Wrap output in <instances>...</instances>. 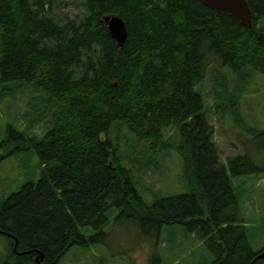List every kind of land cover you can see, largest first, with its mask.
Segmentation results:
<instances>
[{"label": "trees", "instance_id": "trees-1", "mask_svg": "<svg viewBox=\"0 0 264 264\" xmlns=\"http://www.w3.org/2000/svg\"><path fill=\"white\" fill-rule=\"evenodd\" d=\"M247 1L252 26L200 0H84L80 19L58 14L59 0H0V100L15 87L37 90L32 115L45 124L40 136L6 130L4 147L17 135L42 173L3 201L0 230L11 234V255L0 264H36L41 253V264H57L105 234L112 208L142 226H187L216 253L207 264H264V249L251 242L259 224L245 222L232 182L264 174V165L246 153L228 158L227 169L197 89L211 73L214 114L228 116L264 154V128L242 110L254 73L264 74V0ZM108 14L126 22L123 46L109 33ZM139 147L140 155L126 154ZM170 149L191 190L148 204L134 169L144 172ZM15 240L26 253L14 252Z\"/></svg>", "mask_w": 264, "mask_h": 264}, {"label": "rangeland", "instance_id": "rangeland-1", "mask_svg": "<svg viewBox=\"0 0 264 264\" xmlns=\"http://www.w3.org/2000/svg\"><path fill=\"white\" fill-rule=\"evenodd\" d=\"M59 1L54 4V8L62 17L67 14L72 18L82 17L84 0ZM211 77L210 73L203 86L199 85L197 89L204 97L207 117L215 127V141L221 151V161L229 169L228 158L249 153L258 165L263 166L264 154L257 148L251 135L235 126L228 116L220 120L214 114L211 107L215 95ZM252 83L243 97L242 110L252 126L264 128V74L254 73ZM10 93L0 100V155L5 156L0 161V208L5 198L25 183L38 180L42 173L38 154L34 149L18 147L20 140L17 135H12V144L8 148L3 145L9 125L16 130H25L26 135L43 134L45 124L36 120L31 109L40 100L41 94L29 88L22 92L16 87ZM123 134H127L126 130H123ZM172 135L174 132L168 129L166 136ZM136 140V137H132L129 145ZM139 149L134 148L126 154L140 155L142 152ZM159 153L157 161H153L144 172L137 173L133 168L139 180L138 193L148 204L154 201L155 196L168 197L191 190L182 177V158L179 153L175 149L160 150ZM125 166L131 168L132 163L128 160ZM233 184L242 194L239 204L247 225L264 226V174L233 178ZM109 211L110 221L104 229L105 234L93 236L96 234L95 228L81 226V232L93 238H88L87 243L73 246L58 264H207L216 256L207 243L200 241L183 224H164L162 229L148 224L142 226L137 219L120 217L116 208ZM115 216L118 218L115 219ZM10 240L8 235L0 232V263L7 261L11 255ZM251 242L255 248L259 247L257 244H264V232L259 239L251 237Z\"/></svg>", "mask_w": 264, "mask_h": 264}, {"label": "water", "instance_id": "water-1", "mask_svg": "<svg viewBox=\"0 0 264 264\" xmlns=\"http://www.w3.org/2000/svg\"><path fill=\"white\" fill-rule=\"evenodd\" d=\"M218 13H230L239 19L242 23L252 26V11L247 0H200ZM104 21L108 25L111 36L117 41L119 46H123L127 40L128 31L124 19L116 15H105ZM11 235L8 232H4ZM18 242H15V251ZM23 254L22 252H18ZM264 257V252L259 254L257 258ZM44 254L36 256V264H41Z\"/></svg>", "mask_w": 264, "mask_h": 264}, {"label": "crops", "instance_id": "crops-1", "mask_svg": "<svg viewBox=\"0 0 264 264\" xmlns=\"http://www.w3.org/2000/svg\"><path fill=\"white\" fill-rule=\"evenodd\" d=\"M257 211H258V210H257ZM263 227H264L263 225L261 226V224H259L258 230L255 231V232H256V239H259L260 234H261L262 232H264V228H263ZM257 245H259V247H258V248H255V247L253 246V244H252V247L254 248V250L259 251V250L264 249V244L261 243V244H257Z\"/></svg>", "mask_w": 264, "mask_h": 264}, {"label": "bare ground", "instance_id": "bare-ground-1", "mask_svg": "<svg viewBox=\"0 0 264 264\" xmlns=\"http://www.w3.org/2000/svg\"><path fill=\"white\" fill-rule=\"evenodd\" d=\"M126 23V22H125ZM14 247H15V244H14ZM15 250V249H14ZM17 250H18V245H17ZM22 253H26V252H22ZM42 254V253H41ZM41 254H38V255H41ZM44 260V259H43ZM42 260V261H43Z\"/></svg>", "mask_w": 264, "mask_h": 264}]
</instances>
